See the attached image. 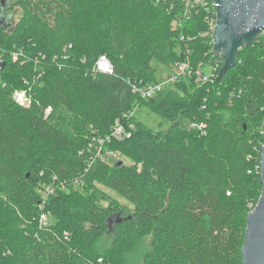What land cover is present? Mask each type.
Wrapping results in <instances>:
<instances>
[{
    "label": "trees",
    "instance_id": "16d2710c",
    "mask_svg": "<svg viewBox=\"0 0 264 264\" xmlns=\"http://www.w3.org/2000/svg\"><path fill=\"white\" fill-rule=\"evenodd\" d=\"M184 13L182 0H0V264H131L148 235L144 264H243L262 193L264 34L219 77L204 9ZM102 55L113 74L95 69ZM187 60L194 71L217 66L215 77L193 74L148 100L133 93L162 78L154 61L168 69ZM23 89L29 107L13 98ZM137 107L171 126L127 117ZM118 121L128 135L105 148L132 165L97 156ZM95 181L134 212L101 207ZM42 184L56 187L43 209ZM84 184L87 196L63 195L61 186ZM111 224L116 238L101 251Z\"/></svg>",
    "mask_w": 264,
    "mask_h": 264
},
{
    "label": "water",
    "instance_id": "95a60500",
    "mask_svg": "<svg viewBox=\"0 0 264 264\" xmlns=\"http://www.w3.org/2000/svg\"><path fill=\"white\" fill-rule=\"evenodd\" d=\"M213 2L217 5L213 53L223 60L224 65L219 72L221 77L237 65L240 50L250 46L264 34V0H213ZM3 66L4 64L1 67ZM122 164L123 161L119 160L116 166ZM260 175L262 193L256 207L247 217L245 241L241 250L243 264H264V147Z\"/></svg>",
    "mask_w": 264,
    "mask_h": 264
},
{
    "label": "built area",
    "instance_id": "2783aa9c",
    "mask_svg": "<svg viewBox=\"0 0 264 264\" xmlns=\"http://www.w3.org/2000/svg\"><path fill=\"white\" fill-rule=\"evenodd\" d=\"M183 4L185 5V13L184 16L189 17L194 11H197L200 7L204 9L206 15V21L212 31V39H213V32L217 22V5L213 2V0H182ZM183 39V37H182ZM214 45V41H213ZM213 51V50H212ZM190 54V51H187L186 55ZM214 54V53H213ZM215 55V54H214ZM217 56V55H215ZM19 57V54H13V59L16 61ZM219 57V56H218ZM210 69L208 72H205V69ZM95 69L97 71L113 74L114 67L107 56L102 55L95 64ZM218 67L212 66H203L200 65L198 71H194L193 67L191 66L190 62L183 61L179 62L170 68L169 73L166 77H162L158 82L154 84L148 85H140L135 84L133 86V93H135L140 99L148 100L152 97L156 96L158 93L163 91L166 88L172 87L175 83L180 81L183 78H187L193 74H195L199 80L207 81L211 80L215 77ZM14 100L22 106L29 107L32 104L31 96L29 95L28 91L23 90H16L13 94ZM139 108V107H137ZM51 109H47V114H49ZM135 116V112H131L127 115V117ZM192 125L191 127H194ZM200 129L204 128L205 125H199ZM128 135L127 130L122 124L121 121L116 122L115 126L111 134L107 135L105 138H100L98 140V148H97V156L100 157L102 160L107 161L108 159L117 160L119 158V154L117 152L107 150L106 144L111 142L112 139L116 140H123ZM62 189L65 188V185L61 186ZM56 193V187L48 186L46 187V199L49 196ZM47 200H43L40 204V208L43 209ZM40 226L41 227H48L49 226V218L46 214H42L40 218Z\"/></svg>",
    "mask_w": 264,
    "mask_h": 264
},
{
    "label": "rangeland",
    "instance_id": "374dc122",
    "mask_svg": "<svg viewBox=\"0 0 264 264\" xmlns=\"http://www.w3.org/2000/svg\"><path fill=\"white\" fill-rule=\"evenodd\" d=\"M22 17V10L18 9L15 12L14 21L17 23ZM153 65L158 69V75H161L162 77H166L169 73L170 68H166L163 64H160L156 61L153 62ZM1 68V66H0ZM210 69L206 68L205 72H208ZM217 105V104H216ZM239 105V103H238ZM135 117L137 120L143 122L147 127L154 131H166L171 126V122L167 119H164V117L158 116L155 112H153L151 109L147 107H140L136 108L134 110ZM119 154V158L117 160H122L125 164L132 165L135 163V159L132 158L130 155L125 154ZM114 159H108V162L111 164L114 163V161H117ZM96 187L104 194V199L99 201V205L101 207H110L111 210H127L131 213L134 212V205L129 202L126 198L120 196L115 191H112L108 189L102 182L95 181L93 184V187ZM93 188H89V185H82L79 187H76L75 189L72 188H64L63 191L65 192L63 195L67 197L69 201H73L75 199H79L81 196H87L89 192L92 191ZM36 191L39 195L42 196L43 200L46 199V187H43V184L38 186L36 188ZM51 221V218H49ZM49 221V223H50ZM116 232L114 231V226L112 224L110 225V229L105 234V236L101 239L100 243V249L101 251L108 250L110 247H112L113 242L116 238ZM154 244V237L152 235H148L140 245V248L138 249V252L134 254V256L131 258V264H144V255L152 250ZM103 260L100 259L99 262H102ZM106 264H111L110 262Z\"/></svg>",
    "mask_w": 264,
    "mask_h": 264
}]
</instances>
